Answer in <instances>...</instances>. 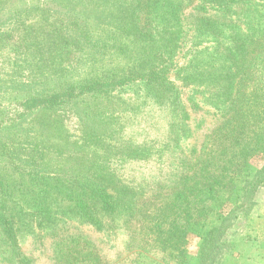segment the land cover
Instances as JSON below:
<instances>
[{"label": "trees", "instance_id": "obj_1", "mask_svg": "<svg viewBox=\"0 0 264 264\" xmlns=\"http://www.w3.org/2000/svg\"><path fill=\"white\" fill-rule=\"evenodd\" d=\"M78 1L80 5L86 2ZM192 1L147 0L156 8L155 12L145 14L148 21L144 24L138 9L146 0H137V10H126L121 15L116 14V3L113 1V11L107 17L112 21L111 28L108 29L109 35L103 39L99 36L100 25L103 24L98 15L97 21H92L86 17L74 19L71 14L62 11L64 17L61 20L53 18L50 23L42 20L45 26H49L34 29L21 26L19 21L22 18L27 22L32 8L21 9L14 16L5 17L6 23L13 18V22L9 23L12 27L0 30V89L3 86L2 74L20 76L31 87L40 88L37 89L40 92L32 95L35 89L29 87L31 93L22 103L25 105L45 98L40 100L43 111L59 106L63 97L64 101L66 98L71 101L88 90L98 95L113 91L120 95L130 88L133 93L143 92L141 96L145 106L153 111L150 127L165 132L166 141L154 138L141 147L127 146V157L148 162L155 157L160 163L162 156L167 159V165L172 166L169 168L173 172L155 183L148 200L140 198L139 203L132 204L116 201L118 198L106 191L115 187L104 189L102 184L110 177L104 179L101 174L91 176L81 189L69 195L73 203H67V207L64 206L66 210L62 212L79 217V220L97 228L100 221L95 212L111 219L122 217L125 229L133 233L135 229L133 225L130 227V220L134 218V222L142 223L144 244L140 251L153 247L174 261L188 262L184 251L187 237L197 234L200 243L192 264H224L222 261L231 249L232 239L240 232V224L242 227V222L256 215L258 193L264 189V162L260 168L250 166L251 159L264 151V62L261 59L262 67L256 68L257 59L264 54V26L254 23V18L264 20V13H261L264 0H197L195 4ZM68 3L69 0H58L53 4L54 8L63 9ZM99 3L108 4L104 0ZM178 3L196 10L197 13L193 14L196 37L210 38L212 42L211 47H199V50L200 41L192 44L188 49L196 55L183 65H178L176 60L182 53L183 37L180 39V33H183L181 27L185 23ZM243 12L246 19L250 17L254 31L246 26L243 29L239 27L246 24L242 21L245 17ZM37 17L44 18L43 14ZM16 33H19L17 39ZM68 46L79 49L76 57L86 61V72L79 73L74 69L73 73L70 70L65 74L58 71L52 73L63 77L59 84L56 77L43 78L40 72L38 85L36 80L30 79L32 75L22 77L24 72L33 68L35 71L50 69V62L58 58L56 53L65 56L64 50ZM45 65L51 67L44 69ZM23 79L19 81V86L23 84ZM181 88L187 89L191 102L196 95L203 104L212 107L219 125L206 135L198 149L193 146L187 153L183 152V156H173L175 147L170 144L179 145L180 139L189 135L185 132L181 136L185 130L183 122L187 119ZM8 89L5 88L4 92ZM70 93L74 95L72 99ZM193 107L197 108V104ZM158 120H164L165 125L157 127ZM173 135L176 136L174 139ZM3 149L0 146V155H4ZM29 172L38 175L30 179L36 187L56 188L50 184L51 178L36 173V170ZM4 180L6 183L0 180V253L11 260L6 264H33L32 258L20 248L24 230L33 234L34 224L38 230L46 228L55 220L56 211L43 197V200L37 199L38 207L33 205L39 214L35 218L33 214L37 212L28 213L32 204L13 202L16 197L6 186L9 180ZM237 187L240 188L239 198L230 206L232 193ZM83 199L94 203H83ZM95 205L99 206L97 210L92 208ZM210 213H216L215 221L209 219ZM134 238L135 234H132L131 239ZM82 246V241L67 237L55 244L59 264H105L98 256L88 259ZM126 249L130 250L129 247ZM133 255L128 254L118 264H135L131 259ZM142 255L139 252L137 256Z\"/></svg>", "mask_w": 264, "mask_h": 264}, {"label": "rangeland", "instance_id": "obj_2", "mask_svg": "<svg viewBox=\"0 0 264 264\" xmlns=\"http://www.w3.org/2000/svg\"><path fill=\"white\" fill-rule=\"evenodd\" d=\"M57 1L0 0V30L12 27L9 23L13 22V18L6 23L5 17H12L21 9L32 8V11L29 12L32 15L27 22L22 18L19 20L21 26L34 29L44 26L43 29H46L49 25L45 26L42 20L50 23L51 19L56 18L59 21L64 17L62 11L71 14L74 19L86 17L89 20L95 19L97 21L96 16L98 15L102 20L101 24H103V26L100 25L99 36L103 39L105 35H109L108 29L111 28L110 23L112 21L107 17L113 11L111 8L113 1L116 3L117 15H121L126 10H137V0H104L108 3L107 5H104L106 3L98 4L100 0H86L82 5L78 0H69L68 5L63 9L61 7L60 9L54 8L53 3ZM187 1L181 0L183 3ZM193 1L191 3H197V0ZM151 3H147L146 0L138 9L140 11L138 15L143 24L146 20L148 21L145 14L155 12L156 7L152 6ZM62 5L64 6V4ZM177 5L179 13L183 12L185 16V23L183 22L181 27L183 33H180V39L181 36L183 37L181 40L182 53L176 58L178 65H183L191 56L196 55L188 49L192 44L200 41L197 42L200 44L199 50L200 48L211 47L212 42H210V38L196 37V28L193 25L195 21L193 14L197 13L196 10L187 4L178 3ZM261 10L263 11L261 13H264V5ZM39 14H43L44 18L37 17ZM22 17L26 18L25 15ZM254 20L255 24L264 26V20L260 18H254ZM242 21H245L246 24L239 25L240 28L243 29L246 26L250 31H254L250 17L248 16L246 19V13ZM49 31L51 30H47V32ZM15 37L17 39L19 33H16ZM78 51L79 49L77 50L76 47L68 46L64 50L65 56L63 53L55 52V57L58 58L50 62L52 67L45 65L46 68H44L51 67L50 69L35 71L33 68L29 72H24L22 77L32 75L30 79L36 80L35 83L38 85L41 81V74H43V78L52 77L53 79L56 77V82L59 84V80L62 81L63 77H60L58 73L51 75L52 73L58 71L65 74V71L69 70L73 73L74 69L79 73L80 71L86 72L88 70L85 67L86 61H83L81 57H76ZM187 51L188 55L186 54ZM261 57L257 59L256 68L262 67L261 61L264 62V54H261ZM260 59L261 61H259ZM88 74L89 72H87ZM1 76L3 86L0 89V141H2L0 146L5 149H3L5 152L4 155H0V180L3 179L4 182V179L9 180V185L6 184V186L9 188V192L12 195L14 193L16 197L14 203L32 204V209L28 213L37 212V199L42 198L43 200V197L44 201L50 203V206L56 211L55 220L48 223L46 228L38 230L34 224L32 225L35 227L33 234L26 229L24 230L20 248L25 255L32 258L33 264H59L57 260L59 253L55 252L54 245L66 237L78 239L79 242L82 241L86 257L91 260L94 256L101 257L105 264H118L130 253L134 254L131 259L135 261V264L193 263L200 243L197 234L187 237L184 251L189 258L188 262L179 259V261H174L170 260L169 255L153 247L140 251L144 244L140 226L142 223L134 222V218L130 220V227L133 225L135 233L125 229L127 227L123 224L122 217L111 219L105 214L95 212V216L100 221V227L97 228L79 220V217H73L69 213L62 212V210H66L64 206L67 207V203H73L69 195H73L74 191L81 189L85 180L91 176L101 174L104 175V179L110 177L107 182L104 180V184H102L104 189L110 186L115 187L114 190L108 189L106 191L112 194L114 198L117 197L116 201L132 204L147 199L155 183L162 181L163 178L161 177L170 175V171L173 172V169L169 168L172 166L167 165V159L162 156L159 158L160 163L156 162L155 157L152 162L131 160L127 157L125 150L127 146L141 147L154 138L158 140L163 138L162 140L166 141L165 132L156 127H150L152 125L150 115L153 114V111L145 106L142 97L143 92L139 94L135 91L133 93V89L130 88L120 95H116V91L103 92L98 95V93L92 94L93 92L88 90L84 91L80 98L71 101H68L67 98L64 101L63 97L59 100L63 101L59 106H51L43 111L40 108L42 106L40 100L45 98L25 105L22 103L25 97L31 93L28 89L31 86L25 82L26 80L11 73ZM21 79H23V84L19 86ZM5 88L10 89L4 92ZM31 88L32 90L35 89L32 95L40 92L37 90L40 89L39 87L35 88L32 85ZM57 90L59 92V88ZM250 90L247 89V91ZM54 94L57 97V93ZM73 97L74 95L70 93V99ZM181 97L187 114V119L183 122L185 130L182 131L181 136L185 135V132L189 135L183 136L179 145L170 144L175 147L173 156H183V152L186 151L187 153L193 146L198 149L206 135L219 125L218 117L213 108L203 104L196 95L191 102L187 89L181 88ZM195 104H197V108L193 107ZM157 114L162 116L160 112ZM158 125H165L164 120H158L156 126L158 127ZM175 137L173 135L172 139ZM263 162L264 151L251 159L250 166L260 168ZM29 170H36V173L51 178L50 184L56 188L48 190V186L44 188L37 185L36 187L30 179L38 175H34ZM121 188L126 191H122ZM239 194L240 188L237 187L232 193L230 206L238 200ZM140 198L142 199L140 200ZM257 198L259 208L256 215L252 216L249 221L242 222V227L240 224V232L232 239L231 249L229 248L222 263L264 264V189L259 191ZM82 201L83 203H94L84 199ZM34 204L36 207H33ZM93 207L97 210L99 206ZM56 208H60V210L58 211ZM228 209L229 207L226 210ZM33 215H36L35 218L39 217L38 212ZM209 215V219L216 220V213ZM24 218L26 215L22 217V221ZM244 223H246L245 226ZM132 234H135L134 239H131ZM125 246L129 247L130 250L126 249ZM129 251L131 252L128 253ZM139 252L144 255L137 256ZM6 257L5 254L0 253V264H6L9 261V258Z\"/></svg>", "mask_w": 264, "mask_h": 264}]
</instances>
